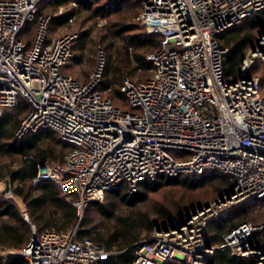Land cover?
Wrapping results in <instances>:
<instances>
[{"label":"built area","instance_id":"built-area-1","mask_svg":"<svg viewBox=\"0 0 264 264\" xmlns=\"http://www.w3.org/2000/svg\"><path fill=\"white\" fill-rule=\"evenodd\" d=\"M43 1L0 0V118L25 99L31 110L18 137L49 129L73 146L63 163L41 165L34 185L58 184L74 198L81 217L88 205L103 203L107 193L122 187L131 194L159 177L224 173L234 184L224 202L187 214L167 233L154 232L137 243L133 262L213 264L212 222L247 202H264V96L259 80L249 76L264 63V37L243 59L236 80L224 74L229 50L217 38L264 10V0H141L140 20L161 44L147 57L151 78L123 81L131 111L96 91L105 67L101 50L94 73L81 83L63 73L74 57V36L46 42L47 19L28 48L22 35ZM6 191L13 197L10 184ZM31 228L19 254L29 264H101L110 255L92 240H80L77 229ZM258 232L259 247L252 243ZM218 249L264 264V222L241 224Z\"/></svg>","mask_w":264,"mask_h":264},{"label":"trees","instance_id":"trees-1","mask_svg":"<svg viewBox=\"0 0 264 264\" xmlns=\"http://www.w3.org/2000/svg\"><path fill=\"white\" fill-rule=\"evenodd\" d=\"M108 1L111 6L117 7L132 0ZM134 1L133 7L129 9L137 13L139 11L138 5H140L141 15L144 10L143 3L141 0ZM45 3L46 6L40 8ZM69 4L80 5L81 0H47L38 5L35 20L27 26L26 31L22 35V40L26 42L28 48L34 44L41 23L47 19L46 42L57 39L49 36L48 26L50 25L52 31L65 26L76 16V10H71L54 18H44L41 15L48 7L57 11ZM33 25H36L35 35L26 38L27 31ZM257 30L261 32V36L264 34V10L255 13L239 26L228 30L217 38L218 43L229 50L223 64L224 74L229 80L238 78L243 59L253 48L256 49L258 47L261 37L257 45H252L254 41V34L252 33ZM157 38L159 41L152 40V38L146 36L132 39L130 45L135 47V54L132 58L137 64L135 71H150L152 76L153 66L147 60V57L160 48L161 38L158 36ZM74 45L73 42V54ZM68 65L63 69L64 75H68L65 73ZM262 65L264 63L258 62L251 69L249 76L257 79L254 77L253 72ZM120 71L121 65L118 66L115 63L113 54H110L108 60L106 59L105 61L102 79L96 91L104 98H109L116 108L131 111L127 99L121 92V88L113 94L116 97L115 101L112 97L105 94V91L117 85ZM149 78L141 81L128 79L135 83H141ZM260 85L264 96L262 84L260 83ZM30 110L31 105L25 99H20L16 108L6 110L0 118V179H8L13 195L23 201L27 209V215L31 223L38 228L39 233L52 230L71 231L77 229V235L80 240L90 239L110 253L107 260L101 262V264H133L137 243L149 238L156 232L157 228L162 231L171 229L174 220L182 221L186 218L187 213H193L217 203L233 189L234 184L230 177L215 170H209L204 175L197 177L191 175L159 177L154 181L141 183L135 193L130 194L123 187L107 193L105 198L107 204L105 205H102V203L88 205L85 210L90 206H94L100 216L107 220V224L101 229L91 227L87 215L89 212L82 219L73 206L74 198L69 199V197L65 196L58 184L46 182L34 185L33 179L37 176L39 167L45 164L63 163L65 156L73 149V146L63 142L55 131L49 129L39 130L34 134H25L20 138H16L15 134L21 119ZM48 140L49 142H47ZM56 146L62 147L59 153L56 152ZM67 149L68 151L65 153ZM1 162L4 163L1 164ZM32 186H39V188L34 190ZM165 187H183L189 191L216 187L215 192L219 198L213 203H199L197 207L189 211L178 207L176 215L162 208L155 213L157 219L150 220L148 210L143 211L142 209L151 202L152 194H157ZM243 214L239 212L229 218L231 216L230 213L224 218L215 220L210 225L208 245L216 248L212 258L213 264H252L250 258L237 257L229 249H218L227 233L248 222L245 221L246 216ZM262 236L261 232L256 233L252 243L257 247L261 246ZM29 241V224L24 221L16 205L0 198V249L21 251ZM0 264L29 263L23 258H16L9 259L4 263L0 261ZM166 264L180 263L168 262Z\"/></svg>","mask_w":264,"mask_h":264},{"label":"rangeland","instance_id":"rangeland-1","mask_svg":"<svg viewBox=\"0 0 264 264\" xmlns=\"http://www.w3.org/2000/svg\"><path fill=\"white\" fill-rule=\"evenodd\" d=\"M134 0L125 2L121 5L111 6L108 0H81V4H69L55 11L51 7H48L42 17L54 18L61 16L71 10H76V16L68 22L65 26L58 28L55 31L48 26V34L52 38H59L65 35L74 36V58L70 62V65L65 69V73L77 79L81 83L89 81L90 76L94 73L96 67V57L98 51H102L106 59L113 54L115 63L118 66L121 65L120 77L116 86H112L111 89L105 91L106 95L112 97L115 101L116 97L113 95L116 90H120L121 84L125 78H129L133 81H141L151 76L150 71L138 70L137 64L133 60L135 54V47L130 45L132 39L146 36L152 38V40L159 41L157 36L151 35L147 32L145 26L140 20L141 6L138 5L139 11L137 13L129 8L133 7ZM46 6L43 4L40 8ZM36 31V25H33L26 33V38L34 36ZM254 41L252 45H257L261 32L259 30L254 31ZM253 75L260 80L262 84V91L264 93V65L259 66L254 70ZM27 115L21 119L18 130L15 134L16 138L18 131L20 130ZM27 134H34L33 132ZM49 142V140L47 141ZM63 145V144H62ZM56 152L61 151L60 146H56ZM68 149L65 151V153ZM177 153L176 151L173 152ZM4 162H1L3 164ZM8 179H0V198L12 202L18 208L24 221L29 224V238L32 237V228L34 225L25 220L24 214H27V209L23 201L15 197H7L6 190L9 185ZM34 190H37L39 186H32ZM216 187L202 188L197 191H189L183 187H165L157 194L151 195V202L142 210H148L150 220H155L156 211L159 209H165L168 212L176 215L178 207L185 211H189L201 204L207 202L213 203L219 197L215 192ZM71 199V198H69ZM107 204L105 200L102 205ZM89 212L88 220L91 227H98L101 229L107 224V220L102 218L98 213V210L94 206H90L83 212L81 218L84 219L86 213ZM244 213L246 216L245 221L258 224L264 221V202L263 201H251L247 202L238 208L232 210V218L237 213ZM29 218V217H28ZM175 219V218H174ZM228 219V218H227ZM174 220L173 222H175ZM37 228V227H36ZM38 230V228H37ZM223 242V241H222ZM21 251H11L0 249V261L6 262L9 259L22 258L19 254ZM249 260V259H247Z\"/></svg>","mask_w":264,"mask_h":264},{"label":"water","instance_id":"water-1","mask_svg":"<svg viewBox=\"0 0 264 264\" xmlns=\"http://www.w3.org/2000/svg\"><path fill=\"white\" fill-rule=\"evenodd\" d=\"M264 37V34L261 36V38L260 39H262ZM255 51H256V49L255 48H253L252 49V52L253 53H255ZM42 169H45V165H42ZM219 202H224V198H222L221 200H219ZM218 202V203H219ZM196 212H193L192 214H195ZM188 214V216L190 217L191 216V214L190 213H187ZM173 227V226H172ZM169 230H164V231H162L160 228H157V230H156V232H158V233H161V232H165V233H167ZM254 264V263H253Z\"/></svg>","mask_w":264,"mask_h":264}]
</instances>
